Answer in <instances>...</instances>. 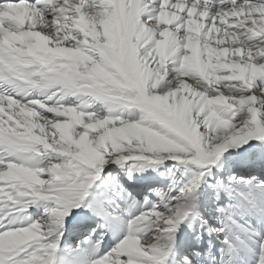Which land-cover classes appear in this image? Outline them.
Here are the masks:
<instances>
[{"label":"snow or ice","instance_id":"6c2138e0","mask_svg":"<svg viewBox=\"0 0 264 264\" xmlns=\"http://www.w3.org/2000/svg\"><path fill=\"white\" fill-rule=\"evenodd\" d=\"M0 264H264V0H0Z\"/></svg>","mask_w":264,"mask_h":264}]
</instances>
